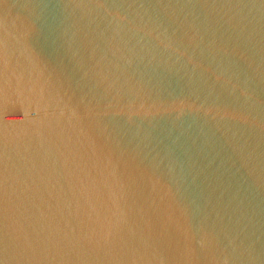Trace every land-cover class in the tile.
Here are the masks:
<instances>
[{"label": "water", "instance_id": "water-1", "mask_svg": "<svg viewBox=\"0 0 264 264\" xmlns=\"http://www.w3.org/2000/svg\"><path fill=\"white\" fill-rule=\"evenodd\" d=\"M0 264H264V0H0Z\"/></svg>", "mask_w": 264, "mask_h": 264}]
</instances>
